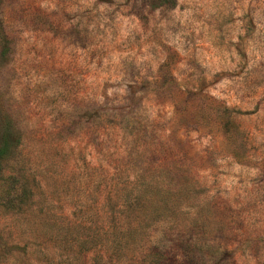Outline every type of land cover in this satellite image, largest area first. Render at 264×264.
<instances>
[{"label":"rangeland","instance_id":"374dc122","mask_svg":"<svg viewBox=\"0 0 264 264\" xmlns=\"http://www.w3.org/2000/svg\"><path fill=\"white\" fill-rule=\"evenodd\" d=\"M2 33L0 264H264V0H0Z\"/></svg>","mask_w":264,"mask_h":264},{"label":"trees","instance_id":"16d2710c","mask_svg":"<svg viewBox=\"0 0 264 264\" xmlns=\"http://www.w3.org/2000/svg\"><path fill=\"white\" fill-rule=\"evenodd\" d=\"M1 39L3 40L1 44L0 57H3L8 49V43L6 42L4 33H2ZM9 131L10 129L7 130V133L4 135V138L0 143V170L3 162L7 160L13 149L12 145L19 142V139H17L16 137L15 139L17 140H15V142H10ZM148 187L151 188L152 186L148 184ZM136 210V206L133 205L132 207V205L129 203L117 205V208L115 210L118 215L115 225L116 233L111 239V247H113L114 249H118L119 251H123L131 249V247L135 246L133 244H141V252L145 253V256L149 257L153 253L155 247H151L152 244H150L148 238H145L144 234L138 231L140 228H145L149 225L150 222L147 221L149 216L145 211H137V214L131 215ZM126 217L133 220L126 219ZM165 260L167 264H182L185 262L180 258H177L175 254L169 256V253L168 256L165 257Z\"/></svg>","mask_w":264,"mask_h":264}]
</instances>
